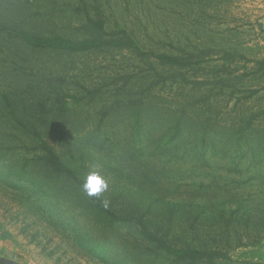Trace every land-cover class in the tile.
<instances>
[{
	"label": "rangeland",
	"instance_id": "obj_1",
	"mask_svg": "<svg viewBox=\"0 0 264 264\" xmlns=\"http://www.w3.org/2000/svg\"><path fill=\"white\" fill-rule=\"evenodd\" d=\"M0 255L264 264V0H0Z\"/></svg>",
	"mask_w": 264,
	"mask_h": 264
},
{
	"label": "trees",
	"instance_id": "obj_2",
	"mask_svg": "<svg viewBox=\"0 0 264 264\" xmlns=\"http://www.w3.org/2000/svg\"><path fill=\"white\" fill-rule=\"evenodd\" d=\"M29 45L43 48V49H51V50H63V51H86L90 50L92 48H97L101 45H103V41L98 40H82L79 42H73L68 39H64L62 37H51V38H36V37H30L28 39ZM161 60H163L166 63L173 62L174 59L170 57L163 56L161 57ZM43 147L45 148L46 152V161L47 165L52 167L57 174L63 175V176H74V178L78 179L76 177L75 172H73L70 168H68L64 162L61 160L60 156L57 154V152L50 147L46 142L43 144ZM94 200L97 204H99L98 199L94 197ZM113 214V213H111ZM113 216L116 217V215L113 214ZM146 234L149 238H154L149 231L146 229ZM177 254L180 256H184L187 254L192 255H200L203 256L205 253L201 252H192V251H177Z\"/></svg>",
	"mask_w": 264,
	"mask_h": 264
},
{
	"label": "clouds",
	"instance_id": "obj_3",
	"mask_svg": "<svg viewBox=\"0 0 264 264\" xmlns=\"http://www.w3.org/2000/svg\"><path fill=\"white\" fill-rule=\"evenodd\" d=\"M82 189L89 197H100L109 190V183L99 170V166H93L83 179ZM107 207V201H104Z\"/></svg>",
	"mask_w": 264,
	"mask_h": 264
},
{
	"label": "crops",
	"instance_id": "obj_4",
	"mask_svg": "<svg viewBox=\"0 0 264 264\" xmlns=\"http://www.w3.org/2000/svg\"><path fill=\"white\" fill-rule=\"evenodd\" d=\"M0 264H14V262L3 255H0Z\"/></svg>",
	"mask_w": 264,
	"mask_h": 264
}]
</instances>
